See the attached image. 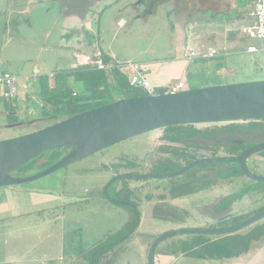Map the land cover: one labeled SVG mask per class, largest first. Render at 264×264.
I'll return each instance as SVG.
<instances>
[{
	"label": "rangeland",
	"instance_id": "374dc122",
	"mask_svg": "<svg viewBox=\"0 0 264 264\" xmlns=\"http://www.w3.org/2000/svg\"><path fill=\"white\" fill-rule=\"evenodd\" d=\"M111 1H99L98 4L96 1L91 2L92 4L85 0L77 2L79 6H75L82 11L89 4L93 7L91 8L93 15L83 22L64 18V14L61 13L62 2L50 0L45 6L31 12L28 16L32 17V20L26 23L17 14V5L26 4L28 0H0L1 8L6 13L3 19L0 16V62H2L0 66L4 69L7 66L12 69L24 67V71L13 69L17 75L15 76L20 96L23 95V84H26L29 75L35 76L34 72L50 76V85L54 87L56 72L80 66L84 56L80 55V51L74 53L73 47L81 37L93 40V45L87 46L90 52L95 51L93 56L98 55L99 51L94 50V47L96 39L100 38L102 47L115 59V63H119V66H127L128 62L138 63L140 66L144 61L159 60L163 56H168L170 48L178 45L173 32L176 21L172 3L160 5L157 3L153 15L141 18L139 16H144V10L137 5V0L113 3ZM106 3L109 5H104ZM68 7L69 5L66 9ZM103 9L105 11L98 21L97 13ZM182 10L180 8L177 13H181ZM2 20L3 24L8 25L10 22L11 33L4 31ZM83 24L84 34L81 32ZM50 28L51 32L48 33ZM253 43L263 46L264 40L255 39ZM178 54L182 56L181 49L178 50ZM76 55L81 57L76 58ZM232 62L236 68L238 67L239 73L242 71L241 68H244L250 79L264 78V52L246 54L240 51ZM124 68L129 75L134 72L132 68ZM191 72L187 73L182 81L185 84L183 90L225 84L223 83L225 79L212 74L209 68L203 74ZM143 75L147 77V73ZM73 86L79 91L83 89L80 83H73ZM29 87L25 86L27 92ZM1 88L0 86V93ZM113 95L115 99H120L118 91H114ZM25 99L19 101L17 115H12L14 98L1 97L0 94V140L53 123L49 118L54 113V107L44 103L36 94H29ZM196 126L209 127L210 124ZM163 134L164 130H155L128 139L50 175L19 184L18 189L25 192H28L27 189L30 187L50 189L52 194L45 195H52L51 199L54 192L63 194L60 193L59 207L52 210L35 209L33 214L0 222V264H86L83 253L120 230L130 220V211L114 204L104 194L109 181L119 179L118 175L131 171H139L140 174L173 173L176 171L174 168L177 163L180 165L184 162L187 165L186 163L197 160L201 155L207 157L217 151L201 149L203 147L197 144L190 145V153L175 149L172 152L165 151V145L174 144L165 140ZM261 139L263 135L252 138L251 145ZM222 149L219 155H226ZM46 159L47 157H43L38 163ZM231 166L232 164L228 162H211L168 178L119 180L121 182L110 191L119 200H131L137 204L141 212V224L128 240L111 251L104 264H148L151 244L166 232L185 228L235 225L264 211V182L255 181L242 174L225 175V170ZM248 166L255 174L264 176V157L259 154L253 155L248 160ZM39 169L40 167H36L33 171ZM249 185L252 188L243 194L233 209L228 210L227 216L213 219L208 217L210 213L206 212L208 208L205 204L209 205L218 193L225 196L236 195ZM89 193L93 196H87ZM260 223L264 224V218L239 231L246 233ZM200 236L207 240L219 237L199 234L177 235L162 242L157 250L167 251L169 248L168 251L173 253L170 243L174 239L199 241ZM253 244L249 254L232 259L227 264H264V241ZM210 250L211 248L208 251ZM159 251L155 257V264H226L215 260L186 257L182 254L175 256L178 254L177 251L173 256L170 254L164 256L165 254Z\"/></svg>",
	"mask_w": 264,
	"mask_h": 264
},
{
	"label": "water",
	"instance_id": "95a60500",
	"mask_svg": "<svg viewBox=\"0 0 264 264\" xmlns=\"http://www.w3.org/2000/svg\"><path fill=\"white\" fill-rule=\"evenodd\" d=\"M262 119H264V78L122 98L64 118L46 127L0 140V187L37 180L92 157L120 142L166 127ZM60 147L66 148L68 153L49 167L23 177L11 174L41 153ZM262 151H264V141L249 146L238 156L216 155L198 158L173 173L126 172L118 175L117 178H168L184 174L201 164L234 161L239 163L247 177L264 182V176L255 174L248 166V160ZM110 200L118 204L126 202L113 197ZM263 218L264 211L235 225L185 228L166 232L158 236L151 244L148 264H155L156 250L168 238L186 234L232 233Z\"/></svg>",
	"mask_w": 264,
	"mask_h": 264
},
{
	"label": "trees",
	"instance_id": "16d2710c",
	"mask_svg": "<svg viewBox=\"0 0 264 264\" xmlns=\"http://www.w3.org/2000/svg\"><path fill=\"white\" fill-rule=\"evenodd\" d=\"M62 4H69V11L79 14H84L88 10H92L88 5L80 10L76 7V0H60ZM87 1V0H86ZM152 11L151 8L147 10L148 13ZM102 15V11L100 12ZM102 59L106 64H109L112 57L105 52H102ZM38 92L36 93L44 103L54 107V113L49 119L52 122H57L64 118L71 117L75 114L90 110L111 102L116 101L113 93L118 91L120 99L137 97L148 94L142 87L131 85L130 75L118 65H115L111 70L98 69L95 65H81L76 68L65 70L63 72H56L54 74L55 85L51 87L50 76H36ZM80 83L83 86L82 91L75 89L73 83ZM157 93H166L165 89H156ZM29 94L27 95L28 98ZM13 102L11 107L12 111L16 112L19 100L18 97ZM27 100V99H26ZM12 115H17L16 113ZM164 139L173 143L174 145H165V151L173 149L182 151L183 153H190L191 144H197L202 146L201 149L210 150L216 149L212 155L208 157H214L219 155L220 149L226 155L238 156L246 148L251 146V139L256 138L258 135H263L262 141H264V119L262 120H251V121H240V122H228L220 124H210L209 127H197L196 125H177L170 126L163 129ZM201 138L203 142H191L188 139ZM259 140L258 142H261ZM237 141H239L237 143ZM257 142V143H258ZM180 144V146H179ZM68 150L64 147L53 148L45 151L37 157L31 159L28 163L14 170L11 174L14 176H28L36 172H39L50 165L56 163L62 159ZM187 153V154H188ZM211 154V153H209ZM260 156L264 157V151L259 153ZM43 157H47L46 161L38 163ZM205 157L203 155L199 158ZM232 164L231 167L225 170L227 176H239L245 175L239 165L234 161H224ZM190 163V162H188ZM186 163V164H188ZM185 166V163H177L175 170H180ZM40 167L38 171H33L34 168ZM132 173L139 174L134 171ZM121 179H113L106 186V192L104 193L109 199L111 197L118 198L111 191L116 187L117 183ZM129 186V185H128ZM252 186H247L246 189L236 195L226 196L222 203L221 208L227 209L234 202L239 200L243 194H246ZM111 190V191H110ZM122 206L128 207L132 211V217L128 223H126L120 230L109 235L105 240L99 242L96 246L88 249L84 253V260L86 264H104V260L109 256L111 251L117 247L120 243L128 240L132 233H135L141 223V212L136 203L128 200L122 203ZM205 235V234H199ZM264 241V224L255 225L251 230L246 233L232 232L227 234H220L219 237L214 239H206L204 236H200L199 241H184L174 239L171 242L170 247L173 253L178 252L177 255L173 254L170 250H156L165 255L178 256L182 254L186 257L201 258L205 260H215L221 263H228L230 260L241 257L242 255L249 254L251 252L253 243ZM164 242V241H163ZM209 248H211L210 251ZM158 249V248H157Z\"/></svg>",
	"mask_w": 264,
	"mask_h": 264
},
{
	"label": "crops",
	"instance_id": "0c3cea01",
	"mask_svg": "<svg viewBox=\"0 0 264 264\" xmlns=\"http://www.w3.org/2000/svg\"><path fill=\"white\" fill-rule=\"evenodd\" d=\"M47 1L50 2V0H39L38 2L28 0L26 4L17 5V14L23 20V22L26 21V23H30L32 17H29L28 15L38 7L45 6ZM80 1L82 0H76L74 2H76V5L79 6L77 2ZM99 1L101 2L105 0H97V4ZM120 1L121 0H112L111 3ZM157 3H159V5L162 3H172V12L175 15L176 21L173 32H175V37L178 45L176 47L170 48V50L168 51V56H163L159 60L144 61L140 66L138 63L131 62L132 64L140 68L143 73H147L146 78L157 89H165L168 92L172 86L177 85L179 82L183 81L186 74L190 71H192L193 73L200 72L203 74L208 68L210 69L212 74L225 79V81L223 82L225 84L252 80L250 79V75L244 72V68H241L242 71L240 73L238 72V67H235L232 59L236 55H238V52L240 51H244L246 54L264 52V45L258 46L253 43V40L255 39H263L252 37L248 33V29L252 27L256 22L254 13L256 0H137V5L142 8V10H144V16L139 17L142 18L147 17L148 15H153V13H155ZM68 5V3L64 5L61 4V7H63L61 8V13L64 14V18L69 20H76L78 19V17L82 18L80 16L81 14L79 13L68 12V9H66V6ZM104 5L109 4L106 3ZM149 8L152 9L150 13L147 12ZM180 8L183 9L182 12L177 13ZM104 11L105 9L102 10V14ZM5 14L6 13H4V9H2L0 5V16L2 19ZM97 15L98 21H100V11L97 13ZM87 20L88 19H85L83 22H86ZM1 23L5 28L4 31L11 33L12 26L10 22L7 25V23L3 24L2 20ZM51 29L52 28H50V31L48 33L51 32ZM84 29L85 25L83 24L81 26V32L83 34ZM96 40L97 43L94 47V50L108 53L102 47L100 38ZM77 41L78 42L73 47L74 53L75 51H80V55L83 54V56L87 54H94L95 51H93L92 53L89 51V48H87L88 45H93V40H85L84 37H81V39L79 38V40ZM84 41H86L87 43H84ZM251 47H255L256 50H251ZM179 49H181V51L183 52L182 56L178 54ZM212 50H216V52L213 53ZM189 51H194L196 54L194 56H189ZM80 57L81 56L76 55V58ZM82 62L81 65H83ZM115 62V59H113L112 57L110 63ZM17 68L15 67L13 69H16L17 71H24V67ZM127 68L130 67L127 66ZM13 69L9 66H7V68L5 69L4 67L0 66V70L9 72L15 76L16 74ZM123 69L127 71V69ZM129 71L131 72V70ZM134 72H131L130 76ZM23 74L26 75L27 73L23 72ZM33 75L35 76L31 77V75H29V78L25 76L28 81H26V84H23V95L20 96L18 92L16 96L18 97L17 99L19 101H22V99H25V97L27 98L25 94H36L38 92V87L36 84L38 80L36 75L41 74L36 71L33 73ZM49 82H51V80H49ZM27 85L30 86L29 92H27L25 88V86ZM0 94L2 97L3 87L1 88ZM15 99L16 98H14V100ZM193 140L194 141L191 142H203L202 139L199 138H194ZM18 188H20L18 185L0 187V222L15 220L17 218L19 219L22 216L33 214L35 213L33 212L35 209L52 210L55 207L60 206L59 201L61 200V194H63L62 192H60L61 194L59 192H54L55 194H53V199H51L52 195H45L48 193L52 194V190L50 189L30 187L27 189L28 192H25L22 189ZM87 196H93V194L89 193V195ZM54 197L56 198V200H54ZM225 197L226 196L224 194L220 195V193H218L216 197L210 201L209 205L205 204L208 208L206 209V212L210 213L208 215L209 218L213 219L214 217L220 218L223 216H227L228 210L233 209L235 203L238 202L237 200L227 209L222 210L221 203ZM113 203L118 204L115 202ZM118 205L122 206V204ZM125 208L130 211L129 217L131 219L132 211L128 207Z\"/></svg>",
	"mask_w": 264,
	"mask_h": 264
},
{
	"label": "built area",
	"instance_id": "2783aa9c",
	"mask_svg": "<svg viewBox=\"0 0 264 264\" xmlns=\"http://www.w3.org/2000/svg\"><path fill=\"white\" fill-rule=\"evenodd\" d=\"M255 24L248 29V33L252 37H257L264 40V0H256L255 4ZM251 50H256L255 47H251ZM213 53L216 50H212ZM196 53L194 51H189V56H194ZM78 56V55H77ZM83 65H95L98 69L111 70L115 65L119 66V63H109L106 64L102 59V53L99 51L98 55H84ZM132 68L135 72L130 76V83L134 86L142 87L148 94H157L156 87L143 75V72L136 65L132 63L126 64ZM127 66H121L122 68ZM0 85L3 87V96L6 98L13 99L17 96L18 80L17 77L9 72L0 70ZM185 88L184 83L181 81L177 85L170 88L168 92L180 91Z\"/></svg>",
	"mask_w": 264,
	"mask_h": 264
},
{
	"label": "flooded vegetation",
	"instance_id": "af4514ba",
	"mask_svg": "<svg viewBox=\"0 0 264 264\" xmlns=\"http://www.w3.org/2000/svg\"><path fill=\"white\" fill-rule=\"evenodd\" d=\"M87 1H89V3H91V2H95V1H97V0H87ZM92 4V3H91ZM91 4H89V5H91ZM89 8L91 9V8H93V7H91V6H89ZM93 11H91V10H88L87 12H85L84 14L82 13L80 16L82 17V18H80V17H78V20H85V19H89V17L91 16V15H93ZM83 20V21H84ZM259 154V153H258ZM131 172H134V171H131ZM136 172H138L139 174H140V172L139 171H136ZM110 182V181H109ZM195 213V212H194Z\"/></svg>",
	"mask_w": 264,
	"mask_h": 264
}]
</instances>
